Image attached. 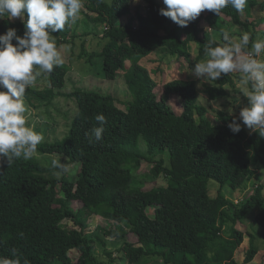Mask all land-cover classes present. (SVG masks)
Wrapping results in <instances>:
<instances>
[{"label":"trees","instance_id":"1","mask_svg":"<svg viewBox=\"0 0 264 264\" xmlns=\"http://www.w3.org/2000/svg\"><path fill=\"white\" fill-rule=\"evenodd\" d=\"M131 1L82 0V18L53 33L59 49L80 42L77 56L83 58L86 37L92 34L90 25L103 26L105 42L96 54L102 62L98 74L111 80L122 77L132 99L120 108L110 93L55 91L65 84L69 67L64 64L44 73L48 86L26 90L30 102L49 104L57 96L76 101L66 135L41 142L36 152L65 157L67 164L78 169L73 179L66 174L57 177L51 163L36 156L14 159L0 167V259H18L20 264H103L94 259L92 241L95 236L103 245L104 240L96 232L86 234L91 215L114 222L108 229H98L121 241L120 249L129 264L157 259L161 264H242L258 253L255 237L248 235L243 262L235 258L245 239L238 223L251 205L264 201L262 185L240 203L229 199L223 187L241 188L257 168H264V137L246 131L243 125L239 133H233L228 123L238 113L219 110L215 122L206 117L207 108L197 103L195 80H168L157 94V82L141 59L156 52L164 64L183 58L192 69L205 59L208 40L223 43L224 31L234 39L241 37L243 33L232 32L233 26L257 31L252 7L264 10V0H247L243 12L231 5L219 15L204 10L187 27L160 14L163 0H142L145 11L136 8L123 23L121 18L129 14ZM257 21L264 23V17ZM9 27L20 35L24 32L22 21L0 19V33ZM261 31L264 35V29ZM253 37L251 34L250 41ZM192 44L197 45L193 60ZM246 50H251L250 42ZM227 85H233L230 74L214 80L204 91L210 100L221 99L228 95ZM174 95L181 98L180 114L169 104ZM101 113L106 117L102 142L89 143L86 133L99 126L95 116ZM142 160L152 164L148 171L151 181L161 174L167 177L165 186L145 188V181L138 188L132 186ZM211 179L219 185L214 195L208 188ZM73 200L82 203L75 211L70 207ZM65 218L73 221V227L62 222ZM255 220L264 238V207ZM128 232L136 235L137 244L127 240ZM72 249L80 251L76 262L69 256Z\"/></svg>","mask_w":264,"mask_h":264},{"label":"clouds","instance_id":"2","mask_svg":"<svg viewBox=\"0 0 264 264\" xmlns=\"http://www.w3.org/2000/svg\"><path fill=\"white\" fill-rule=\"evenodd\" d=\"M247 0H163L159 12L180 27H187L202 11L210 10L219 15L231 5L243 12ZM82 0H0V19H20L24 24L22 35L9 27L0 33V167L14 159H31L44 137L26 120L23 97L28 88L36 84L42 73H51L54 66L63 63V57L53 33L62 31L69 22L79 19ZM223 43L208 40L205 59L191 69L201 81H214L222 75L240 73V80L248 86L244 93L247 106L241 108L238 117L228 123L233 133H239L242 125L264 137V40H256L249 46L250 35L243 33L239 40L222 33ZM13 40L16 43H13ZM219 110H223L219 106ZM232 113V109H228ZM99 126L88 135L89 143L102 142L106 117L95 116ZM66 158H53L55 175L70 174L72 167ZM0 264H20L18 259H0ZM25 264L27 262L25 261Z\"/></svg>","mask_w":264,"mask_h":264},{"label":"rangeland","instance_id":"3","mask_svg":"<svg viewBox=\"0 0 264 264\" xmlns=\"http://www.w3.org/2000/svg\"><path fill=\"white\" fill-rule=\"evenodd\" d=\"M145 6L146 4L142 0H132L129 14L123 16L121 18V21L125 23L128 20L129 16L135 14L136 8H140L142 9V11H145ZM251 15V17L256 20L255 29L257 31L253 29L247 31L240 26H233L232 29V32L234 33H248L250 36L251 34H254V37L250 41V44H252L256 40H264V35L261 31V28L264 29V23H260L257 21V19L263 18L264 10H261L258 5H255L254 7H252ZM81 18L82 16H79V19ZM242 18H246V15L244 13H242ZM12 21L21 20L17 18ZM90 28L92 30V34L86 37L88 39V42L84 44L85 49H87V55L85 57L79 58L77 56V54L81 50L80 42L75 43L72 48H70L69 45L65 44L60 47V51L63 57L62 64L68 65L69 69L66 73L64 86L61 89L54 88V90L70 92L74 89H92L101 93H110L115 97L116 104L120 108H124L125 103H127L128 100L130 101L132 99V95L129 92L123 78L120 77L111 80L102 78L98 74L102 62L100 58L96 57V54H98L105 42V40L101 38L102 30L104 28L101 25L95 26L93 24L90 25ZM78 32L81 33L82 30L79 29ZM235 39L239 40L240 37L237 36ZM191 47L197 48V45L192 44ZM92 54H94L95 56L89 59L88 56ZM260 58L264 59V53H262ZM161 61L162 60L161 58H159V54H155L154 52L141 59V64H143L149 70L150 75L157 82V86L155 88L157 94L160 93L161 84L163 82L176 79V76L181 77L182 79V77L184 76L183 74L186 71L187 75H185L184 77L187 76V79L193 78L197 81V103L207 108V113L205 114V116L208 117L211 121H217L216 112L219 111V106L224 111H228V109L231 108L233 113L238 114L241 108L247 106L248 101L244 93L249 89L248 86H245L241 82L240 73H229L232 76L233 85L226 86V89L228 91V95L226 97L217 100H210L206 95L204 89L206 86L212 85L214 81L207 82L197 79L190 69L184 68L186 61H184L183 58L177 61H171L170 63H167V65H165ZM127 64L129 65L128 61ZM181 64H183L184 67H182ZM176 66L179 68H177ZM46 86H48V82L44 73H42L37 77L36 84L31 88L42 89ZM23 101L27 109L26 120L30 126L34 127V130L36 132L44 137L42 142H52L57 139H61L66 135L71 119L76 111V101L74 99L68 101L67 97L57 96L56 99L49 104L33 99L32 102L34 103V106L32 102H30L24 95ZM169 104L177 114L181 113V98L178 95L172 96ZM244 128L246 131L250 132L247 127ZM140 147L142 150H146L143 142H141ZM33 156H36L38 159L43 160L45 163H51L53 158L61 157L54 154L40 155L37 152H35ZM61 159L63 162L65 157H61ZM70 166L72 167V172L66 175L68 178L73 179L76 176L78 166L76 167L74 164H70ZM151 166L152 164H150L146 160L141 161L139 170L134 172L135 178L132 182L133 187L138 188L140 186L139 183H142L143 181H145V188H150L154 184L159 186L166 185L167 177L164 174H161L160 177H158L156 180L151 181L150 178H148V171ZM258 185H262L260 195L264 199V168H257L253 178L246 184H244V186H242L241 188L233 190L229 186L225 185L223 187V192L229 199L233 200L234 202L240 203L246 200L247 197L252 195L255 191L256 186ZM218 187L219 185L216 181L212 179L208 181V188L211 195L216 194ZM81 206L82 203L79 200H73L70 203V207L74 211ZM261 207H264V201L251 205L248 208L244 219L240 223H238V228L242 229V231L244 232L245 239L236 250L235 258L241 263L243 262L245 252L249 247L248 235H253L255 237L254 242L258 250V253L252 261L242 264H264V238L261 236V227L255 220V214L260 210ZM62 222L67 227H73V221L70 218H65L62 220ZM111 226H114V222L106 220L99 215H91L89 217L86 234L96 232L100 239L104 240V244L101 245L96 241L95 236L93 237L92 254L94 256V259L97 262H102L103 264H129L127 263V260L124 259V253L120 249L121 241L115 240L114 238L105 235L101 229H98L99 227L108 229ZM126 237L128 241L137 244V237L133 233L128 232ZM79 254L80 251L78 249H72L71 251H69V256L73 259L74 262H76ZM157 263L161 264L162 262L160 261V259H157L149 260L145 263L140 262L139 264Z\"/></svg>","mask_w":264,"mask_h":264},{"label":"crops","instance_id":"4","mask_svg":"<svg viewBox=\"0 0 264 264\" xmlns=\"http://www.w3.org/2000/svg\"><path fill=\"white\" fill-rule=\"evenodd\" d=\"M264 17V16H263ZM263 29V28H262ZM155 54H156V52H154ZM151 54V53H150ZM149 54V55H150ZM197 55V48L195 47V48H192L191 47V54H190V58H191V60H193L194 58H195V56ZM143 59V58H142ZM158 59V58H157ZM165 65H167V64H165ZM169 65V64H168ZM182 65V67H184V65L183 64H181ZM177 67V66H176ZM177 68H179V67H177ZM184 68H187V69H189L186 65H185V67ZM191 70V69H190ZM188 72V71H187ZM184 76L185 75H187V73H186V71L184 72V74H183ZM182 77V79H187V76L186 77ZM174 78V77H173ZM175 78H180L181 79V77H178V76H176ZM189 79V78H188ZM192 80H194L193 78H191ZM195 83H196V85H197V81L195 80Z\"/></svg>","mask_w":264,"mask_h":264}]
</instances>
